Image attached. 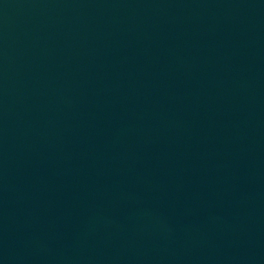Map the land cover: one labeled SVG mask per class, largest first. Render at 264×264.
<instances>
[{"label":"water","instance_id":"1","mask_svg":"<svg viewBox=\"0 0 264 264\" xmlns=\"http://www.w3.org/2000/svg\"><path fill=\"white\" fill-rule=\"evenodd\" d=\"M0 264H264V0H0Z\"/></svg>","mask_w":264,"mask_h":264}]
</instances>
